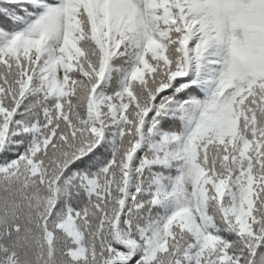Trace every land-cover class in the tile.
Segmentation results:
<instances>
[{"label":"snow or ice","instance_id":"snow-or-ice-1","mask_svg":"<svg viewBox=\"0 0 264 264\" xmlns=\"http://www.w3.org/2000/svg\"><path fill=\"white\" fill-rule=\"evenodd\" d=\"M0 264H264V0H0Z\"/></svg>","mask_w":264,"mask_h":264}]
</instances>
